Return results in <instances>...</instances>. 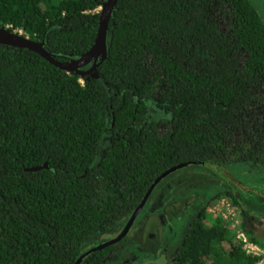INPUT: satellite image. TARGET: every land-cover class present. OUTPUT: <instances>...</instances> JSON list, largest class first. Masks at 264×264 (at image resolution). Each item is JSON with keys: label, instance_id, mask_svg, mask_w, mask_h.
I'll return each mask as SVG.
<instances>
[{"label": "trees", "instance_id": "trees-1", "mask_svg": "<svg viewBox=\"0 0 264 264\" xmlns=\"http://www.w3.org/2000/svg\"><path fill=\"white\" fill-rule=\"evenodd\" d=\"M105 1L0 0V28L74 60ZM234 163L264 167V20L248 0H117L87 76L0 44V264H105L126 237L93 249L162 174ZM220 199L247 218L231 191ZM257 262L205 209L171 257Z\"/></svg>", "mask_w": 264, "mask_h": 264}, {"label": "rangeland", "instance_id": "rangeland-1", "mask_svg": "<svg viewBox=\"0 0 264 264\" xmlns=\"http://www.w3.org/2000/svg\"><path fill=\"white\" fill-rule=\"evenodd\" d=\"M248 1L264 20V0ZM250 168L247 164L234 163L216 166L212 168L213 170L206 172L198 166H188L165 178L153 192L145 208L135 219L127 235L128 244L122 245V248H125L126 251L142 250L149 245V243L144 242V238L149 239L150 236H153V240L156 242V250L163 254V251L167 249L168 258L166 259L165 256L160 257L159 255L156 257V255L147 252L144 255L136 256L134 260H128L127 264H171L168 260H171L173 254L182 245L190 223L196 217L197 208H194V205H189L180 208L171 216L158 218L157 213L160 211V207L156 205L154 198L157 191L167 185L173 190V195L188 194L192 197L198 195L202 204L212 199L204 208L208 214H211L209 208L215 203L213 198L224 194L230 188L234 189L242 209L250 216L249 218L256 219L247 220V217L239 220L246 225V229L258 240V236L261 235L260 229L264 235V222H260V219L264 218V168ZM179 175L187 176L188 183L182 186L176 184L175 178ZM186 187L189 188V191H185ZM166 199L164 198V205L169 203V200ZM135 231H138L139 235ZM120 232L114 234V238ZM232 232H234V229H232ZM108 237H104V239ZM223 247L227 249L228 246L223 244Z\"/></svg>", "mask_w": 264, "mask_h": 264}, {"label": "water", "instance_id": "water-1", "mask_svg": "<svg viewBox=\"0 0 264 264\" xmlns=\"http://www.w3.org/2000/svg\"><path fill=\"white\" fill-rule=\"evenodd\" d=\"M116 3H117V0H106L103 3L102 7L100 8L98 30H97V35H96L94 44L85 54H83L77 59L69 60L65 62L57 61L54 59L52 55H50L44 49L43 43L31 41L20 33L11 32L4 28H0V44L11 47V48L27 49L31 52H34L38 54L40 57H42L45 61H47L52 66L66 73H77L82 76L91 75L94 72L97 64L103 61L106 57L107 26H108V22L111 17L113 8L116 5ZM87 67H88L87 70H83L84 68H87ZM184 167H186V165H181L176 168L170 169L169 171L162 174L158 179H156V181L153 183V185L150 187V189L146 193L145 197L143 198L138 208L131 215L130 219L128 220V222L126 223L125 227L120 232V234L116 238H114L112 241L104 245H101L100 247H97L96 249H93V250H99V249L105 248L111 244H115L116 242L124 238L126 234L129 232L135 219L141 213L154 187L165 177H167L168 175L178 170H181ZM33 170H37V169H32V171ZM82 258H80L76 264H80L82 262Z\"/></svg>", "mask_w": 264, "mask_h": 264}, {"label": "flooded vegetation", "instance_id": "flooded-vegetation-1", "mask_svg": "<svg viewBox=\"0 0 264 264\" xmlns=\"http://www.w3.org/2000/svg\"><path fill=\"white\" fill-rule=\"evenodd\" d=\"M210 170H213V169L211 168ZM210 170H207L206 172H208ZM172 174H170V175H172ZM170 175H168V176H170ZM167 177H165V178H167ZM165 178L162 181H160L154 187L151 195L156 190V188L165 180ZM175 179H176L175 183L178 184L179 186H182L183 184H187L188 183V177L187 176H180L179 175ZM188 189L189 188L186 187L185 191H189ZM172 192H173V190L168 185L167 186H163L161 189H159V191H157V194H156V196L154 198V202L156 203L157 206L160 207V211L157 213V217L160 218V219L163 218L164 216H168V215L171 216V215H173V213H175L176 211L180 210V208H184V207H187L189 205H191V206L194 205L195 206L194 208H197L196 209V211H197L196 213L197 214H196V217H195V218H197L199 213L209 204V201L212 200L211 199V200L207 201L206 203L202 204V201H201V199H200V197L198 195L195 196V197H192V196H190L188 194L173 195ZM151 195L149 196V198L151 197ZM149 198H148V200H149ZM164 198H167L166 200H169V203H167L166 205L163 204ZM166 202H168V201H166ZM260 222H261V219H260ZM135 232H136V234L139 235L138 231H135ZM127 235H128V233L125 236L126 237L125 241L122 244L119 245L118 252L115 255H113L112 257H110L108 259V262H106L105 264H127L128 260H134L136 258V256L144 255L147 252H150L153 255H156V257H158V255H159L160 257L165 256L166 259L168 258V253H167L168 250L167 249L163 251V254L159 253L156 250V248H155L156 242L153 240V238H154L153 236H150L149 239H147L146 237L144 238V242L145 243H149V245L145 246L144 249L139 250V251H136V250H134V251H126L125 248H122L123 247L122 245H124V244L127 245L128 244L129 240L127 238ZM112 238H110V239H112ZM168 261H169V263H171V260H168Z\"/></svg>", "mask_w": 264, "mask_h": 264}, {"label": "built area", "instance_id": "built-area-1", "mask_svg": "<svg viewBox=\"0 0 264 264\" xmlns=\"http://www.w3.org/2000/svg\"><path fill=\"white\" fill-rule=\"evenodd\" d=\"M209 212L213 216L222 217L234 229L235 239L241 244L243 251L247 255L257 258V264H264V249L250 241L248 236L240 229V221L237 219V213L231 206L229 200H218L209 208ZM261 221L264 222V219H261Z\"/></svg>", "mask_w": 264, "mask_h": 264}, {"label": "crops", "instance_id": "crops-1", "mask_svg": "<svg viewBox=\"0 0 264 264\" xmlns=\"http://www.w3.org/2000/svg\"><path fill=\"white\" fill-rule=\"evenodd\" d=\"M262 168H264V167H262ZM229 191H231V192L233 193L234 197H235L236 200L239 202L238 197H237V195H236V191H235L234 189H232V188H230ZM239 203H240V202H239ZM240 206H241V205H239L238 208H240ZM241 208H242V207H241ZM246 217H248L247 220H248V219L256 220V219H254V218H249L250 216H248V215H247ZM260 234H261V235L258 236V237H259L258 240H259L261 243H264V235L262 234L261 229H260ZM260 237H261V238H260Z\"/></svg>", "mask_w": 264, "mask_h": 264}]
</instances>
